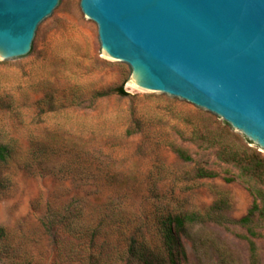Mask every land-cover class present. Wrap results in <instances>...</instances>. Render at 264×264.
Listing matches in <instances>:
<instances>
[{
    "label": "rangeland",
    "instance_id": "obj_1",
    "mask_svg": "<svg viewBox=\"0 0 264 264\" xmlns=\"http://www.w3.org/2000/svg\"><path fill=\"white\" fill-rule=\"evenodd\" d=\"M130 80L80 0H65L27 62H0V142L12 149L0 163V264H170L158 221L192 212L208 218L181 233L180 264H264V210L241 222L254 192L210 141L264 151ZM120 86L127 96H96Z\"/></svg>",
    "mask_w": 264,
    "mask_h": 264
},
{
    "label": "water",
    "instance_id": "obj_2",
    "mask_svg": "<svg viewBox=\"0 0 264 264\" xmlns=\"http://www.w3.org/2000/svg\"><path fill=\"white\" fill-rule=\"evenodd\" d=\"M65 0H0V62H27ZM132 88L200 108L264 151V0H80Z\"/></svg>",
    "mask_w": 264,
    "mask_h": 264
},
{
    "label": "trees",
    "instance_id": "obj_3",
    "mask_svg": "<svg viewBox=\"0 0 264 264\" xmlns=\"http://www.w3.org/2000/svg\"><path fill=\"white\" fill-rule=\"evenodd\" d=\"M115 93L119 96H127L128 93L124 90L123 86L115 89H111L106 92L97 93L96 96L108 95ZM129 134H133L131 129H128ZM210 141L213 144H219L220 154H222L223 160L227 163H232L239 169V176L245 179V182L253 190L254 205L250 214L241 219L243 223L251 222V217L256 211L264 210V155L255 150H244L241 154L235 149L222 146L220 142ZM175 152L184 161H191L193 157L188 152L181 148L175 147ZM12 154V149L7 143L0 142V163L7 162ZM198 177L201 178H213L218 176V172L211 168L200 167L197 170ZM231 180V179H229ZM217 208V204L213 209ZM208 218V215L200 214L198 212H192L187 214H169L163 219L158 221V232L162 241L164 251L167 254L170 264H180L182 258L186 257L185 247L181 240V233L186 230L188 224L200 222ZM253 256L255 254V243L251 241ZM141 253L142 256H146L150 260L153 259L154 254H148L145 250H138L137 253Z\"/></svg>",
    "mask_w": 264,
    "mask_h": 264
}]
</instances>
